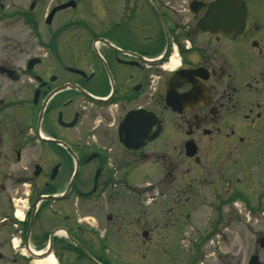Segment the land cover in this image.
I'll return each mask as SVG.
<instances>
[{"label": "flooded vegetation", "instance_id": "1", "mask_svg": "<svg viewBox=\"0 0 264 264\" xmlns=\"http://www.w3.org/2000/svg\"><path fill=\"white\" fill-rule=\"evenodd\" d=\"M0 24V264H264V0H0Z\"/></svg>", "mask_w": 264, "mask_h": 264}, {"label": "rangeland", "instance_id": "2", "mask_svg": "<svg viewBox=\"0 0 264 264\" xmlns=\"http://www.w3.org/2000/svg\"><path fill=\"white\" fill-rule=\"evenodd\" d=\"M61 15H63V14H61ZM3 24H5V23H3ZM2 25L0 26V28L3 29L6 27V26H4V25L2 26ZM140 174H142V173H140ZM243 219L245 221H247L248 224L254 223V221L249 220V218L243 217ZM233 224H235V226L232 229H230L229 231H225L224 233L230 236V238L237 244L238 248H240L245 243L246 240L248 241L250 239L256 238L255 235H256V231L258 230V228L253 227L254 230H249V228L245 225V222H243V224L240 225L241 227L238 225L236 226V221ZM237 224H239V223H237Z\"/></svg>", "mask_w": 264, "mask_h": 264}, {"label": "water", "instance_id": "3", "mask_svg": "<svg viewBox=\"0 0 264 264\" xmlns=\"http://www.w3.org/2000/svg\"><path fill=\"white\" fill-rule=\"evenodd\" d=\"M75 5H76V3H75V2H72V3L68 4V5H65V6H62V7H60V8H57L55 11H53V13H52L50 19L53 17V15H54L57 11H60V10H63V9H65V8H68L69 6H75ZM128 148L138 150L140 147H128Z\"/></svg>", "mask_w": 264, "mask_h": 264}]
</instances>
